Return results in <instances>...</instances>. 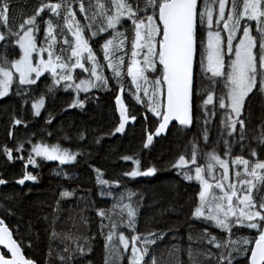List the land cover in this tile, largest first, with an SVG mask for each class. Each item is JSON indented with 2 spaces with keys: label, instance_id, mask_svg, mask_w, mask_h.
I'll use <instances>...</instances> for the list:
<instances>
[{
  "label": "trees",
  "instance_id": "obj_1",
  "mask_svg": "<svg viewBox=\"0 0 264 264\" xmlns=\"http://www.w3.org/2000/svg\"><path fill=\"white\" fill-rule=\"evenodd\" d=\"M106 1L111 3V0H10L16 24L33 15L34 9L40 3L67 2L75 9L83 3V26L90 25L92 31L97 32L104 23L96 5ZM129 2L134 8L139 5L144 9L143 4L136 0ZM208 3L210 6L215 5L213 0H208ZM237 6L241 10L243 0H237ZM60 11L59 15H53L46 10L36 21L39 27L36 36L38 42H43L44 46L47 45L44 29L48 26L44 24V20L51 22L52 32L57 38L53 49L57 55H60L63 40L73 39L64 23V9ZM128 25H124L125 36L118 37V41L124 40L123 48L113 54V62L116 57L124 56V63L120 65L123 90L116 85L112 70H107L106 65L101 62L103 55L100 54V45L93 43V51L95 55L98 53L96 57L103 66V74L109 79L107 88H95L76 95L72 89L53 84L52 76L46 74L35 85H21L19 89L14 85L11 92L0 100V146L14 148L17 141L24 143V150L14 152V159L11 161L0 154V179L7 181L6 185H0V218L4 219L24 254L37 264H61L60 257H64L65 264H106V259L107 264H114L112 253L109 251L106 254L105 251V237L111 223L119 225L118 231H123L126 237L133 234L121 222V198L123 204H131L137 210L135 234L154 241L147 245L148 255L145 260L149 262L155 258L156 264H217L221 252L228 255L224 241L229 238L239 240L245 237L254 242L255 230L236 226L229 234L217 228L212 221L193 217L192 212L200 203L199 182L195 179L185 180L184 170L173 167L180 155L191 158L193 144L196 145L197 157H201L213 150L221 153L224 140H233L226 131H222L217 116H223L220 114L224 112L216 98L213 105L204 107L199 106L200 99L194 98L193 122L190 126L175 123L165 135L153 136L147 148L143 146L147 135L155 132L158 118L147 111V97L142 90L138 93L141 96L140 102L133 95L135 88L131 84V77L127 76V62L133 39L131 27ZM201 41L204 45L205 27L198 23V50ZM63 46L66 49L64 60L67 61L71 48ZM0 55L14 60L19 58L20 50L14 43H9L7 48L0 45ZM197 72L200 77L198 84L212 91L213 85L200 72L199 55ZM206 75L210 77L208 73ZM220 85L219 82L215 85L214 97L219 95L222 89ZM17 91L22 96H17ZM41 94L44 96L45 105L41 113L34 116L31 104ZM117 94L121 95L127 112L136 117L134 121L126 122L125 131L122 133L115 132L120 115L115 100ZM203 95L206 96V92ZM22 97L26 103L22 104ZM73 99L84 101L83 106L69 107ZM13 116L26 123L13 125ZM241 118L246 125L244 141L254 147L257 144L263 147V95L254 93L247 99ZM205 130L208 133L207 141L203 136ZM80 133L84 134L83 140L79 139ZM235 139L239 142L238 134ZM37 142L68 148L77 153L76 160L61 164L59 161L36 157V167L26 166L28 150ZM18 156L24 159H16ZM124 156L138 159L141 172L148 167H154L155 174L125 176L126 172L137 165L132 160L122 159ZM25 171L37 179L26 181L24 185L15 183L22 178ZM187 171L189 175L195 176L194 169ZM62 190L71 192L72 195L60 197ZM4 209H8L11 214H6ZM98 210H104L109 218L102 219L97 215ZM123 219H127L126 211ZM101 223L108 227L101 229ZM159 233H163L162 238ZM211 237H215V240L210 243ZM216 244L221 247L217 248ZM118 248L122 253L119 264H127L130 247L125 250L122 245H118ZM189 251L192 253L191 258ZM246 255L250 256V252L241 253L237 257L239 264H247Z\"/></svg>",
  "mask_w": 264,
  "mask_h": 264
},
{
  "label": "snow or ice",
  "instance_id": "obj_2",
  "mask_svg": "<svg viewBox=\"0 0 264 264\" xmlns=\"http://www.w3.org/2000/svg\"><path fill=\"white\" fill-rule=\"evenodd\" d=\"M215 2L216 0H213V3ZM231 4L232 9L226 12V0H218L219 14L215 16V23L217 25L223 23L224 27L215 32L209 31L207 46L204 47L201 41L199 50L197 47V24L203 25L206 20L211 27L214 22L213 8L209 5L208 0H147L144 9H141L139 5L134 8L129 0H111V14L106 11L101 12L105 25L100 27L98 32L113 30V38L105 40L101 46L102 59L107 62V67L112 70L113 76L116 78V85H119L122 90L120 65L124 63V56L116 57L114 63L113 51L123 48V39L117 43H114V40L124 37L125 33L115 30L117 25H122V17H127L134 27L131 56L127 62V76L131 77V84L135 88L133 95L136 101H141V96L138 93L142 90L144 96L147 97V111L158 118L155 132L149 133L144 141L145 148L152 142L153 136H158L165 131L170 121L178 122L180 126H190L193 122V99L201 100L200 107L213 105L214 88L218 82L222 84L223 91L215 98L220 109L225 111V116L221 118L222 131H226L228 136L233 137V143L237 142L235 140L237 134L239 141L245 139L246 125L241 117L246 98L254 93L264 95V0H243V10H238L237 0H231ZM96 7L103 10L105 6L97 4ZM62 8L64 9V23L73 38L71 41L66 38L63 40V45L71 48V55L67 57V61L64 60L63 54L66 49L63 45L60 46V55H57L53 50L57 38L52 32L50 21L44 20V24L48 25L44 29L47 47L43 42L38 47L36 36L39 30L36 23L37 17H41V14L46 10L53 15H59ZM79 8L81 13L85 12L83 3ZM12 9L10 0H0V45L7 48L9 43H14L20 50L19 59L8 60L6 56L0 55V98L8 95L9 89L14 83L17 89L21 85H35L36 80L46 71L51 73L53 84L59 85L63 81L66 88H72L77 92H87L89 87L107 88L109 86V79L103 74V66L97 60L90 45V40L97 36L98 32L92 31L90 25L84 27L80 25L71 4L67 2L40 3L39 7L34 9L33 15L22 19L19 24L15 23ZM225 16L226 19H224ZM250 21L255 22L254 29L249 24ZM86 30L90 35L86 36ZM221 31L227 33L226 40H222ZM238 31L242 32V35L237 36ZM234 41L236 42L234 43ZM138 50H146L143 51L142 62L136 59L141 55ZM34 52L38 56L39 53L47 52L48 58L40 57L34 64ZM125 55L127 54L125 53ZM198 55L200 72L204 73L205 78L213 85L212 91L202 88L197 82L200 78L197 72ZM84 61L88 62L90 67H86ZM58 68L59 72H57ZM76 68L90 72L91 77L95 79H81L79 83H74L72 69ZM33 73L35 78H32ZM146 73L148 74L146 75ZM207 73H211V76H207ZM49 91H51V86H49ZM205 92L206 96L203 95ZM16 95L22 96L19 91L16 92ZM115 100L120 114L115 132L122 133L125 131L126 122L134 121L136 117L127 112L121 95L117 94ZM26 102L22 97V104ZM83 104L84 101L73 99L69 107H82ZM44 105V96L41 94L40 97L32 101V114L38 116ZM204 115L205 123H207V113ZM11 123L21 125L26 122L13 116ZM203 136L207 141V130L204 131ZM79 139H84L83 133L79 134ZM28 142L31 143L30 140ZM261 143H264V134L261 136ZM243 147L244 145L241 143V148ZM229 148V141L225 139L224 156L226 159H221L215 150L204 154L207 160L206 173L203 166H197L195 144H193L191 158L186 159L184 155H180L173 167L185 169L183 172L185 180L195 179L199 182L200 203L192 212L193 217H203L205 220L212 221L217 228L229 234L238 225L255 230V242L250 248L248 245L251 244V241L245 237H241L239 240L229 238L224 241L228 255L225 256L221 252L217 264H233L234 261L239 264L237 257L241 253L249 252L250 256L246 255L247 264H264V196L260 197L258 201L254 200L248 194L252 192V182L246 180H239L240 184L246 186V194L243 196H237L234 183L228 184L226 190L223 181H227L229 178V160L227 159ZM22 150H24V143L21 141H17L14 148H8L6 145L0 146V154L6 156L9 161L14 159V152ZM256 155L255 149H250V156L256 157ZM36 157L65 164L76 160L77 153L67 149L62 150L58 145L49 147L37 142L32 144L28 150L26 166L36 167ZM15 158L24 159L22 156ZM122 159L132 160L137 165L131 171L126 172L125 176H151L156 172L154 167H148L141 172L138 167L139 160L134 157L124 156ZM231 163L233 166L237 163L243 165L249 176L259 182H264V161L258 160L250 164L249 160L242 156H236L231 160ZM189 164L194 166V177L188 174L186 166ZM215 165H219L223 169L220 178L216 179L214 184V187L220 190L221 195H213L210 200L209 190L213 188V185L205 179V174L211 176ZM240 175L239 172L236 173L237 177ZM36 179V176L25 171L22 178L16 180L15 183L24 185L26 181H35ZM6 184L7 181L0 179V185ZM71 195L72 193L66 190L60 192V197ZM234 197L241 206L238 214L234 210ZM213 203L214 208L212 207ZM119 207L122 224L133 234L126 237L123 231H118L119 225L112 222L105 237L106 254L110 251L114 258V264H119L122 253H120L118 245H122L125 250H128L129 247L131 249L130 255L127 256V264H142V262L143 264H156L155 258L150 262L145 260V256L148 255L147 245L154 241L135 234L137 210L131 204H123L122 198ZM206 207L207 214L204 211ZM4 211L6 214H11L8 209H4ZM125 211L126 220L123 219ZM97 215L102 219L109 218L104 210H98ZM230 218H234V222ZM106 227L108 226L101 223V229ZM158 235L162 238L163 233ZM214 240L215 237H211L209 242ZM0 245H3L7 250L4 254H0V264H35L34 260L22 255L20 244L13 239L3 218H0ZM216 247L220 248L221 245L216 244ZM191 255L192 253L189 251L190 258ZM60 260L61 264H65L64 257H60Z\"/></svg>",
  "mask_w": 264,
  "mask_h": 264
},
{
  "label": "rangeland",
  "instance_id": "obj_3",
  "mask_svg": "<svg viewBox=\"0 0 264 264\" xmlns=\"http://www.w3.org/2000/svg\"><path fill=\"white\" fill-rule=\"evenodd\" d=\"M136 1H137V3L143 4L144 7H145V4L147 3V0H136ZM103 5L105 6L104 9H103V10L99 9V10H98V14L101 15V12H104V11H106L108 14H111V12H109V10H112V5H111V3H108V2L106 1ZM226 5H227V2H226ZM211 7L213 8L214 22H213L212 26L209 27V25L207 24V21L205 20V23H204V27H205V43H204V47L207 46V42H208V32H209V31H213V32H215V31H217V30H221V29H223V27H224V26H223V23H221V24H219V25H217V24L215 23V16H217V15L219 14L218 0H217V2L215 3V5H211ZM72 9H73V12H74L75 15H76V20L80 22V25H81L82 27H84V26H83V22H84V19H85V18H84L83 13L79 12V11H80V8H78V9L72 8ZM241 10H243V8H241ZM225 11H226V12L229 11V10H228V7L226 8ZM60 12H61V11H59V13H60ZM149 14H150V10H149ZM226 18H227V17L225 16L224 19H226ZM126 20H127V21H126ZM102 21H103V23H104V25H105V21H104V19H102ZM127 24H129L128 26L131 27V32L133 33V34H131V36H132V38L134 39V27L131 25V21L128 20L127 17H122V25H117L115 31H117V32H123V30H124V25H127ZM251 26H252V28L254 29V28H255V22H254ZM73 30H74V29H73ZM85 34H86V36L89 35V33H87V30H86ZM225 34H226L225 36L221 35V36H222V40H223V39L226 40L227 33L225 32ZM110 38H113V30H112V29H108L106 32H101L100 35H97L96 37H93L92 40H90V45L92 46L93 43H94L95 45H100V47H101V46L103 45L104 41L107 40V39H110ZM133 39H132V40H133ZM117 42H118V38H116V39L114 40V43H117ZM234 43H235V42H234ZM37 44H38V47H39V46H40V43L38 42V37H37ZM45 47H47V45H46ZM92 48H93V46H92ZM93 50H94V48H93ZM117 51H118V50H114V51H113V54L115 55V54L117 53ZM138 51L141 52V55L138 56V57H136V59H137V60H140V61L142 62V59H143V51H146V50H138ZM100 54L103 55V51L101 50V48H100ZM129 54H130V56H131V51H130ZM85 55H86V54H85ZM96 56H98V53L96 54ZM130 56H129V57H130ZM40 57H42V58H44V59H47V58H48V53H47V52H42V53H39V56H38L37 53L34 52V53H33V58H34V59H33V63L35 64L36 59H38V58H40ZM17 59H19V58H17ZM97 60H98V58H97ZM84 62H85V66H86V67H90V65H89L88 62H86V61H84ZM101 62L104 63V64L106 65L107 70L111 71V69H109V68L107 67V62H105V61H103V60H102ZM114 63H115V61H114ZM59 71H60V69L58 68V69H57V72H59ZM46 74H50V75H51V73H49V72L46 71V72L42 73L41 77L38 78V79L36 80V82H38L39 79H41V78H42L43 76H45ZM72 74H73V77H74V81H73L74 83H79V81H80L81 79H84V80H90V79H91V80H94V79H95L94 77H91L90 72H84L82 69H79V68L72 69ZM147 74H148V73H146V75H147ZM203 74H204V73H203ZM208 74L211 76V73H208ZM32 78H35V74H34V73L32 74ZM17 80H18V78H17ZM97 83H98V82H97ZM14 85H15V83L13 84V86H14ZM59 85L63 86L64 89H72V88H66L65 85H64V82H63V81H61V83H60ZM13 86L10 87V89H9V93L11 92V89H12ZM220 87H222V84L220 85ZM92 89H95V88L89 87V88H88V91H90V90H92ZM72 90H74V89H72ZM88 91H87V92H88ZM222 91H223V87H222V89L220 90V93H219V94H221ZM74 92L76 93V95H79V94H81V93H85L84 91H79V92H77V91H75V90H74ZM9 93H8V94H9ZM120 94L122 95V92H120ZM251 95H252V94H250V96H251ZM6 96H7V95H6ZM6 96H5V97H6ZM214 96H215V95H214ZM250 96H249V97H250ZM5 97H3V98H5ZM249 97L246 98V101H247V99H248ZM263 97H264V95H263ZM3 98H0V100H2ZM214 101H215V97H214ZM245 104H246V103H245ZM244 108H245V105H244V107H243V109H242V115H243V112H244ZM42 109H43V108H41L40 113H41ZM221 110L224 112V114L221 113L220 115H223V116H217V118L220 119V122H221V118L225 116V111H224L223 109H221ZM128 121H133V120H128ZM237 128H238V126H237ZM238 131H239V130H237V132H238ZM227 140L229 141V144H230V148H229V157H227V159L229 160V178H228L227 181H223V183L225 184V188H226V190H227V185H228V184H230V183H234V187H235V189H236V191H237V196H243L244 194H246V186L240 184V183H239V180L251 181V182H252V184H251V186H252V192H251V193H248V194L251 195L252 198H253L254 200L258 201V199H259L260 197L264 196V182H259V181L255 180L253 177L249 176V175L247 174V172H245V168H244L243 165H240L239 163H237L235 166H233L232 163H231V160L235 159L236 156H242L244 159L249 160V161H250V164L253 163V162H256V161H258V160H260V161H264V146L261 147V145H258V144H257V146L254 147V146L250 145L249 142H245L244 140H243V141L236 142V143H233V142H232L233 140H230L229 138H228ZM235 140H236V139H235ZM236 141H237V140H236ZM241 143H243V145H244L243 148H241ZM48 146L51 147L52 145H48ZM58 146H59L62 150H63V149H67V150H69L70 152H74V151H72V150H70V149H68V148H64V147L61 146V145H58ZM222 147H223L222 152L220 153L219 151H216V154L219 155L221 159H226V157L224 156V142H223ZM250 149H255V151H256V153H257L256 157H251V156H250ZM204 154H205V153H204ZM204 154H202L201 157H197V166H203L204 169H205V173H206V172H207V167H206V165H207V160H206ZM261 157H262V158H261ZM185 158H186V159H190V158H187V157H185ZM74 161H75V160H74ZM71 162H73V161H71ZM186 168L189 169V170H193V169H194V166H193L192 164H189V165L186 166ZM181 170H185V169H181ZM222 171H223V169L220 168L219 165H215V166L213 167V169H212V174H211V176H208L207 174H205V179H207V180L209 181V183L213 185V188H211V189L209 190V193H210V194H209V199H210V200H211V198H212L213 195H215V196H219V195H221L220 190H219V189H216V188L214 187V184H215L216 179H219V178H220V176H221V174H222ZM249 171H250V168H249ZM258 171H261V170H258ZM237 172H239V173L241 174L239 177L236 176V173H237ZM233 205H234V210H235V211L237 212V214H238L239 208H240L241 206L238 204V202H237V200H236L235 197L233 198ZM212 207L214 208V203L212 204ZM204 211H205V213L207 214V211H208L207 207L204 209ZM230 219H232L233 222H234V218H230ZM238 226H239V225H238ZM248 239L251 241V243H253V240H252L251 238H248Z\"/></svg>",
  "mask_w": 264,
  "mask_h": 264
},
{
  "label": "water",
  "instance_id": "obj_4",
  "mask_svg": "<svg viewBox=\"0 0 264 264\" xmlns=\"http://www.w3.org/2000/svg\"><path fill=\"white\" fill-rule=\"evenodd\" d=\"M193 106H194V99H193ZM175 123H178V122L170 121V122H169V126L165 129L164 132L160 133L158 136L165 135V134L168 132L169 128H170L173 124H175ZM5 225H6V224H5ZM6 226H7V225H6ZM7 227H8V226H7ZM9 230H10V229H9ZM12 235H13V234H12ZM13 239L16 240V239L14 238V236H13ZM254 242H255V241H254ZM254 242H253L252 246L254 245ZM17 243H18V242H17ZM20 247H21V246H20ZM3 251L7 252V250L4 248V246H3V245H0V254H3ZM21 252H22V255L25 256V258H28V257L24 254V251H23L22 248H21ZM8 254L10 255V253H8ZM35 264H37V263L35 262Z\"/></svg>",
  "mask_w": 264,
  "mask_h": 264
},
{
  "label": "flooded vegetation",
  "instance_id": "obj_5",
  "mask_svg": "<svg viewBox=\"0 0 264 264\" xmlns=\"http://www.w3.org/2000/svg\"><path fill=\"white\" fill-rule=\"evenodd\" d=\"M226 2H227V5H226V8L228 7V10H230V0H226ZM246 19V18H245ZM254 23V21H250L249 22V24L250 25H252ZM222 30V29H221ZM253 34H255L254 32H253ZM221 35H223V36H225L226 34H225V32L224 31H221ZM239 35H242V32H237V36H239ZM224 40V39H223ZM234 42H236V41H234ZM198 47V46H197ZM5 253V251H3V254ZM9 255V254H8ZM10 256V255H9Z\"/></svg>",
  "mask_w": 264,
  "mask_h": 264
},
{
  "label": "bare ground",
  "instance_id": "obj_6",
  "mask_svg": "<svg viewBox=\"0 0 264 264\" xmlns=\"http://www.w3.org/2000/svg\"><path fill=\"white\" fill-rule=\"evenodd\" d=\"M217 253V252H216ZM214 254V253H213Z\"/></svg>",
  "mask_w": 264,
  "mask_h": 264
}]
</instances>
